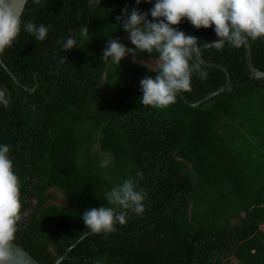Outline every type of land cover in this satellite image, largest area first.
<instances>
[{"label":"trees","instance_id":"trees-1","mask_svg":"<svg viewBox=\"0 0 264 264\" xmlns=\"http://www.w3.org/2000/svg\"><path fill=\"white\" fill-rule=\"evenodd\" d=\"M155 2L100 0L90 8L89 0H28L21 19L44 24L47 39L22 29L0 54L21 82L0 62V89L11 100L0 104V145L10 146L21 186L15 242L41 264L64 256L60 264H264V79L250 77L245 46L202 51L227 68L233 88L195 107L180 94L166 109L144 106L140 81L158 69L138 66L131 54L120 65L101 59L109 39L135 48L116 17L127 7L152 20ZM173 27L199 47L218 39L214 25L197 29L184 18ZM69 36L77 48L64 51ZM249 42L264 72V43ZM146 58L158 54L135 57ZM200 66L207 78L193 73L191 91L180 92L190 102L226 82L221 69ZM127 179L146 193L142 215L107 203L105 193ZM51 190L65 202L52 203ZM104 206L126 211V223L92 234L82 216Z\"/></svg>","mask_w":264,"mask_h":264},{"label":"clouds","instance_id":"clouds-1","mask_svg":"<svg viewBox=\"0 0 264 264\" xmlns=\"http://www.w3.org/2000/svg\"><path fill=\"white\" fill-rule=\"evenodd\" d=\"M32 2L42 5V0ZM145 2L150 3L151 0ZM27 3L28 0H0V54L13 47L22 29L34 36L37 42L47 39L49 29L44 24L22 21ZM140 3L141 0H136L137 5ZM99 4L100 0H89L90 8ZM150 15L152 20L148 19V12L141 13L137 8L128 15L126 7L123 16L116 19L122 23L135 48H127L117 39H109L101 59L108 61L111 58L113 64L120 65L129 54L136 62L138 53H157L158 73L154 78L145 77L140 81L141 103L156 109H166L176 102L178 93L190 92L193 73L201 79L207 78V72L201 70L198 62L190 63L198 60L200 55L197 38L173 27L182 19L187 18L197 29L214 25L218 39L210 44L217 50L223 49L226 42L239 49L249 41L264 37V0H156ZM88 33L86 25L79 28L80 38H87ZM76 44V39L69 36L62 43V48L67 51L77 48ZM65 62L61 58L60 63ZM10 102L7 89H0V104L7 108ZM9 152V145H0V264H19L14 242L23 216L21 186ZM137 175L142 176V173ZM105 198L108 205L131 210L137 215L145 211L146 193L138 190L132 179L111 188L105 193ZM126 214V211L104 206L86 210L82 219L92 234L107 236L116 231L117 223H126Z\"/></svg>","mask_w":264,"mask_h":264},{"label":"water","instance_id":"water-1","mask_svg":"<svg viewBox=\"0 0 264 264\" xmlns=\"http://www.w3.org/2000/svg\"><path fill=\"white\" fill-rule=\"evenodd\" d=\"M25 9V7H24ZM23 9V11H24ZM263 43H264V37L259 38ZM209 47H213L210 43L209 44H204L200 46V55L198 58V61L200 64H202L203 66L209 67V68H218L221 69L225 75H226V82L225 84L219 88L218 90L209 93L207 96H205L203 99L197 101V102H190L188 101L184 95L180 94L181 98L183 99V101L191 106V107H195L200 105L201 103H203L204 101L222 93L225 91H230L233 88V82L231 80V76L229 71L227 70L226 67H224L223 65L220 64H215V63H210V62H206L202 56L201 53L204 49L209 48ZM245 58H246V63H247V67L248 70L250 72V77L260 80V79H264V72H261L259 70H257L252 62V57H251V47H250V42L245 46ZM0 62L2 63V65L12 74V76L15 78V80L18 83H21L19 78L16 76V74L6 65V63L2 60L1 56H0ZM26 88H28L26 86ZM14 250L16 251V254L18 256L19 259V264H41L38 260H36L29 252L26 251L25 248H23L21 245H19L18 243L14 242ZM66 258V256L62 257L61 259H59L56 263L54 264H60L64 259Z\"/></svg>","mask_w":264,"mask_h":264},{"label":"rangeland","instance_id":"rangeland-1","mask_svg":"<svg viewBox=\"0 0 264 264\" xmlns=\"http://www.w3.org/2000/svg\"><path fill=\"white\" fill-rule=\"evenodd\" d=\"M126 38H129V35L126 36ZM131 60L134 62V59L131 58ZM136 63L138 66H145L151 69H158L157 65H158V59H150V58H146V59H135ZM95 151L97 152V154L99 155V157L102 159V161L104 163H108L111 158H110V154L107 153H101L98 149V147H95ZM51 192H53V194L55 195V199L52 201V203L54 204H63L65 202L64 196L57 190H51ZM261 229L264 231V225L261 226Z\"/></svg>","mask_w":264,"mask_h":264}]
</instances>
